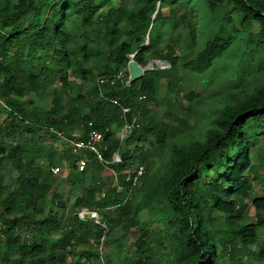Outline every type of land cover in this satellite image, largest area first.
Returning <instances> with one entry per match:
<instances>
[{
    "label": "trees",
    "instance_id": "16d2710c",
    "mask_svg": "<svg viewBox=\"0 0 264 264\" xmlns=\"http://www.w3.org/2000/svg\"><path fill=\"white\" fill-rule=\"evenodd\" d=\"M174 1L0 0V171L9 161L19 171L12 190L0 184L1 264H96L102 231L74 213L84 206L123 210L129 203L124 196L131 188L127 172L137 164L144 165L143 199L134 210L157 214L159 230L150 235L142 227L135 249L124 251L118 243L122 258L109 252L104 264H225L226 257L230 264H246L247 257L264 264V196L251 200L255 222L244 221L249 206L244 200L250 196L252 181L261 178L251 151L257 149L264 162V149L257 148L264 139V80L234 93L231 103L218 111L203 142L172 144L162 174L148 175L149 166L139 162L142 158L136 153L140 154L147 137L162 146L167 123L142 116L125 139L120 142L117 136L124 120L119 107L108 99L129 107L130 121L135 108L144 109L156 98L162 79H167L172 91L177 65L201 74L236 41L230 11L221 10L222 2L232 1L244 13L245 32L249 33L252 21L259 23V33L248 34L246 44L252 56L257 54L259 65L264 60V0H207L218 26L200 51L194 44L197 10L183 11ZM165 7L169 15H163ZM24 17L32 18L27 25ZM158 18L165 23L174 19L169 37L153 30ZM182 25L190 59L180 63ZM131 54L141 67L159 57L170 67L146 69L140 79L124 85ZM119 70L127 75L123 81L99 85L98 77ZM83 85L88 86L90 103L77 91ZM45 95L52 97L50 109L25 106V97ZM194 96L190 91V101ZM75 122L82 128L73 136ZM91 127L104 133V158L110 159L115 151L124 153L119 163L111 165L116 177L103 176L107 165L94 159V170L78 171L77 155L68 147L60 152L53 146L62 136L85 140ZM59 165L68 167L61 180L82 191L62 220L56 211L52 213L53 207L66 208L57 190L60 179L50 170ZM102 190L104 195L98 197ZM136 214L127 226L137 224ZM30 219L34 234L26 240L17 229ZM53 233L58 237L52 238ZM251 245L259 247L258 253Z\"/></svg>",
    "mask_w": 264,
    "mask_h": 264
},
{
    "label": "rangeland",
    "instance_id": "374dc122",
    "mask_svg": "<svg viewBox=\"0 0 264 264\" xmlns=\"http://www.w3.org/2000/svg\"><path fill=\"white\" fill-rule=\"evenodd\" d=\"M172 1L174 0H164V4H170ZM174 2L175 5L183 6V11L188 8L190 9L191 7H195L197 10L198 15L195 24L197 25V28L194 37V44L197 51L202 50L205 43L208 41V38L216 32L218 26V20L215 19V16L209 9L207 0H176ZM186 2H188L187 5H184ZM159 3L160 1L157 3V7ZM234 5L235 4L232 1L226 3L222 2L221 4V10L230 11V25L235 28L234 31L236 41L231 45V47H229L220 57L215 59L212 66L201 74L192 73L188 69L177 65V72L171 80L173 92L170 91L168 87L167 79H162L156 98L152 102H148L144 109L135 108L134 111H132V118L135 119V124H137L138 120H142V116H145L146 119L153 116L156 120H159L162 125L164 123L169 125V128H167L168 136L162 146H159L156 143L154 137H147L143 142V149L140 154L136 153L137 156L140 155L142 158L139 162L149 166L148 175H150V173L162 174L164 168L166 167V162L170 157L169 151L172 144L182 146L195 140L203 142L205 140L207 130L213 126V121L216 118L218 111L231 103L234 93H240L243 88H249L251 86L250 83L256 84L264 80V60H262L259 65V61L256 58L257 54L252 56L251 52H249L251 47L246 44V41L249 40L248 34L251 33L252 35H256L259 33V23L252 21L249 33L245 32L241 25L244 13L241 10L234 8ZM162 13L163 15H169V9L167 7L163 8ZM153 18L154 15L152 16V20ZM30 19L32 18H23L25 25L31 21ZM173 20L174 19L169 18L165 23L163 18H158L155 22L153 30L158 33H163L166 37H169L170 22ZM183 30L182 25L178 30L180 32L179 34H184L185 31ZM180 38L179 44L182 47L183 53L180 52L182 55L178 54V56L180 55V63H182L190 59V53L188 51V39H184L182 34ZM169 42H172V40ZM157 59L162 61L159 67L154 66L152 68L150 65L146 64L143 69H165L170 67V63L168 61L162 60L160 57ZM87 88V85H83L81 89H77V91L84 96L87 103H90L89 98L86 95ZM190 91H193L195 94L193 100L191 101L190 99L192 98L189 97ZM25 98L27 102L25 103V106L29 107V105H35V107L40 111L51 108L52 97L45 95V97L33 96ZM81 128L82 126L75 122L71 127L72 135L76 136ZM119 134L120 131L117 133V136ZM66 139L71 138L62 136L60 141L54 143L53 146L57 149V151L61 152L63 147H68L67 144L63 145V142H66ZM49 143L50 141L48 144ZM258 147L264 149V139L257 143V148ZM120 153L122 154H120L121 156L124 155V153ZM251 156L252 162L257 166V173L261 176V178L257 181H252V191L250 196L248 199L244 200L247 204H249L247 211L244 214V221L247 223H253L256 220L254 209L251 207V200L258 196H264V162L261 164L262 161L257 156V149H253L251 151ZM38 164L42 167L46 166V162L43 161H39ZM95 165L96 164L91 161L88 168L94 170ZM59 167L61 169L57 174H53V172H51L57 179H60V181H58L59 185L57 190L59 193H62V198L66 204V208L63 210L53 207L52 213L56 211L59 219L62 220L64 214L71 208L76 196L81 194L82 191L81 189L70 187L69 183L61 180L67 173L68 167L66 168L63 165H59ZM105 171L106 173H104L103 176L113 175L110 168L106 167ZM18 174L19 171L12 165V163L10 161L7 162L4 165V168L0 171V184L4 185L7 190H12L15 185V178ZM157 175L158 174H156V176ZM43 179L44 178H42V180ZM142 183L143 178H140L139 183L125 194L124 199L129 203L123 210L109 208L102 211L103 216H105V219L107 220L108 231L103 240L100 237L97 241L98 246L96 253L99 256V259L97 258L95 260L96 264H104L105 254L109 252L116 253L115 258L121 259L122 255L116 250L118 243L124 246V251H132L135 249L134 242L142 234V227H144L150 235L159 230L157 224L155 223V221L159 218L157 214L152 213L151 215L150 212L145 209L137 212L136 214V211L134 210L136 204L143 199ZM102 192L104 191L102 190L97 194V196L102 197ZM49 196L50 194L47 197ZM81 208L87 207L84 206ZM44 209L45 212H48L50 210V206L46 205ZM133 213L136 214L137 224L127 226ZM38 217L39 216L36 218ZM217 217L223 221V218L220 215H217ZM109 218L112 220L110 221ZM28 223L29 224H21L17 229V234L26 240H30L31 236L34 234L32 219H30ZM51 237L57 238L58 234L53 233ZM262 238L264 241V235H262ZM2 239L3 238H0V246L2 245ZM249 247L252 251L258 253L259 247L255 245H251ZM10 256L13 257L14 253L11 252ZM69 257L70 255H67L66 261H68ZM246 259V264H259L257 259L254 257H247ZM225 264H230L227 257Z\"/></svg>",
    "mask_w": 264,
    "mask_h": 264
},
{
    "label": "built area",
    "instance_id": "2783aa9c",
    "mask_svg": "<svg viewBox=\"0 0 264 264\" xmlns=\"http://www.w3.org/2000/svg\"><path fill=\"white\" fill-rule=\"evenodd\" d=\"M132 57L133 54L130 55V59H133ZM161 63L162 61L156 58V59H150L147 64L153 68L154 66L159 67ZM125 76L127 77L125 72L123 70H119L111 73L110 75L100 76L98 77L97 81L99 85L104 83L114 84L116 80L123 81V78ZM129 84L130 81H129V73H128V78H126V81H124V85H129ZM108 100L113 105L119 107L120 116L124 120V124L120 129V134L118 135V138L121 142L131 132L132 128L135 125V119L132 118L130 121H128L127 113L130 111L129 107L122 106L116 98H110ZM89 126H91V123H89ZM106 130H109V128H106ZM66 144L70 148L71 152L77 155L75 165L78 171H83L87 169L89 163L94 159L101 164L107 165V167L110 166L108 168L112 170L113 176L116 177V172L114 171V168L111 165L119 163L121 161V155L119 151H115L111 155L110 159L104 158L101 150L105 149L106 145L104 144V133L101 130L91 127L87 132V136L85 140L72 139V138L66 139ZM88 154H91L92 158H90ZM50 170L53 172V174H57L60 171V168L53 166L50 168ZM143 173H144L143 164H137L133 166L131 169H129V171L127 172L126 181H129L131 184L130 189H133L139 183V180L142 177ZM103 195L104 192H102V196ZM77 210H76L77 212H75V215L79 219L84 221H90L101 229L102 231L101 239L103 240L108 231V224L102 215L103 209L87 207V208H80Z\"/></svg>",
    "mask_w": 264,
    "mask_h": 264
},
{
    "label": "water",
    "instance_id": "95a60500",
    "mask_svg": "<svg viewBox=\"0 0 264 264\" xmlns=\"http://www.w3.org/2000/svg\"><path fill=\"white\" fill-rule=\"evenodd\" d=\"M127 70L129 73L130 83L140 79L144 71L143 67H141L134 59H129L127 63Z\"/></svg>",
    "mask_w": 264,
    "mask_h": 264
},
{
    "label": "crops",
    "instance_id": "0c3cea01",
    "mask_svg": "<svg viewBox=\"0 0 264 264\" xmlns=\"http://www.w3.org/2000/svg\"><path fill=\"white\" fill-rule=\"evenodd\" d=\"M145 43H147V39H146Z\"/></svg>",
    "mask_w": 264,
    "mask_h": 264
}]
</instances>
